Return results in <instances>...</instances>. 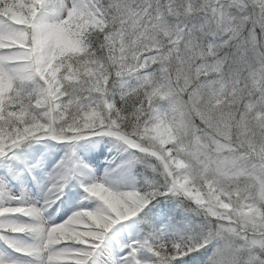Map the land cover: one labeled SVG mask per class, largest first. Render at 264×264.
<instances>
[{"label": "snow or ice", "instance_id": "6c2138e0", "mask_svg": "<svg viewBox=\"0 0 264 264\" xmlns=\"http://www.w3.org/2000/svg\"><path fill=\"white\" fill-rule=\"evenodd\" d=\"M104 138L123 159L98 177L76 149ZM41 141L66 149L44 180ZM0 245L264 264V0H0Z\"/></svg>", "mask_w": 264, "mask_h": 264}, {"label": "rangeland", "instance_id": "374dc122", "mask_svg": "<svg viewBox=\"0 0 264 264\" xmlns=\"http://www.w3.org/2000/svg\"><path fill=\"white\" fill-rule=\"evenodd\" d=\"M84 142H86V141H84ZM84 142L81 141L77 145V149H76L77 155L80 154L78 151H83L85 148H89V147H92V145H94V143L91 141H88V143L86 145H83ZM100 144H103V145L105 144L108 146V149L107 150L105 149V152L107 153V155H110L112 157L109 159V162H111V161L115 162L117 159H118L117 164H119L121 162V160L123 159V156H122V154L117 152L116 147L114 146L113 142L110 139L104 138V139L99 141V145ZM36 149L41 150V154H44V152H45L46 155L44 154V156H48V158H49V160H51V162L54 159L53 165L50 162V164L52 165L51 170H53V166L61 158V156L64 154V151L66 150L65 146H63V145L53 144V142L41 141L39 143H34L31 147L27 148L26 151L32 152ZM103 149H100V151H104ZM111 152H113L114 155H111L110 154ZM103 176H104V174L102 176L98 175V177H103ZM74 190H78V189H74ZM85 203H89V202H85ZM90 203L95 204V202H90ZM57 216L58 215L56 214V212H53L52 215H48V218L51 220V218H57ZM0 253H5V250H4L2 245H0ZM12 255H14V254H12Z\"/></svg>", "mask_w": 264, "mask_h": 264}, {"label": "bare ground", "instance_id": "6f19581e", "mask_svg": "<svg viewBox=\"0 0 264 264\" xmlns=\"http://www.w3.org/2000/svg\"><path fill=\"white\" fill-rule=\"evenodd\" d=\"M100 149H98L97 151L95 150V152H94V154H95V158L94 157H86V159L87 160H90V161H92V160H95V159H97L98 161H100V160H104L105 162L104 163H106L107 162V160H108V157H109V155H107V153L105 152V149H104V151H100ZM111 155H114V153L113 152H111L110 153ZM118 161V159L115 161V162H113V164H112V166L111 167H114L115 165H117V162ZM106 164H109L108 162L106 163ZM42 178V177H41ZM34 188V187H33ZM37 190L39 191V189L37 188ZM24 191L26 192V193H28L29 191H32V190H30V189H27V187H25L24 188ZM36 194H37V192H35ZM39 193H40V191H39ZM38 197H39V194H37V196H35V198L33 199V200H35V199H38ZM85 202H89L90 203V201H85ZM93 206H95V204L94 203H91ZM57 222H59V218L57 219V220H54L53 221V223H57ZM52 224V223H51Z\"/></svg>", "mask_w": 264, "mask_h": 264}]
</instances>
